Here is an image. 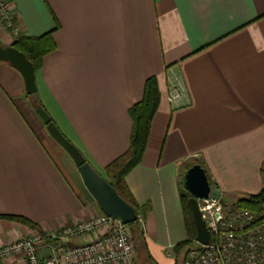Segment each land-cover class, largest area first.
<instances>
[{"label": "crops", "instance_id": "1", "mask_svg": "<svg viewBox=\"0 0 264 264\" xmlns=\"http://www.w3.org/2000/svg\"><path fill=\"white\" fill-rule=\"evenodd\" d=\"M7 3L20 33L13 36L0 19V44L49 35L54 48L35 70L33 96L103 177L127 150L129 109L155 77L158 106L142 157L125 182L138 204L149 205L137 219L156 264H177L174 246L187 236L181 200L189 197L182 184L187 168L199 164L209 186L230 200L260 193L264 0ZM174 88L180 95L170 103ZM31 97L19 72L0 61V246L101 213L71 157L56 141L62 149L55 147ZM41 250L47 254L45 246ZM0 264L25 259L16 253Z\"/></svg>", "mask_w": 264, "mask_h": 264}, {"label": "built area", "instance_id": "2", "mask_svg": "<svg viewBox=\"0 0 264 264\" xmlns=\"http://www.w3.org/2000/svg\"><path fill=\"white\" fill-rule=\"evenodd\" d=\"M0 19L13 36L20 33L12 20L7 0H0ZM180 95L176 88L166 98L170 103ZM201 218L210 233L208 244L200 245L184 264H264V208L247 210L234 200L221 203L209 193L198 200ZM217 215V216H216ZM95 236L71 242L79 235ZM128 224L99 213L66 226L60 231L34 233L0 246V260L20 253L25 264H134V248ZM45 246L47 254L41 247Z\"/></svg>", "mask_w": 264, "mask_h": 264}, {"label": "water", "instance_id": "3", "mask_svg": "<svg viewBox=\"0 0 264 264\" xmlns=\"http://www.w3.org/2000/svg\"><path fill=\"white\" fill-rule=\"evenodd\" d=\"M0 61L8 63L19 72L23 79L24 90L31 97V105L34 112L38 115L49 135L56 141L71 157L75 166L78 168L82 181L93 197L99 209L109 217L119 219L123 224H130L136 221L138 215L136 209L130 205L114 190L115 188L91 166V164L80 153L77 147L60 131L52 121L50 115L33 96L36 92L35 69L33 64L22 52L13 46H3L0 44ZM182 184L188 192V203L195 227V241L200 245L208 244L210 233L201 218L198 200L207 198L209 193L220 197L221 203L230 201L225 195H221L218 188H211L204 169L199 164H193L183 173ZM217 216V215H216ZM184 264V260L176 262ZM144 264H150L145 262Z\"/></svg>", "mask_w": 264, "mask_h": 264}, {"label": "trees", "instance_id": "4", "mask_svg": "<svg viewBox=\"0 0 264 264\" xmlns=\"http://www.w3.org/2000/svg\"><path fill=\"white\" fill-rule=\"evenodd\" d=\"M11 46L22 52V54H24L26 58L33 64L35 70L38 68L42 56L45 55L46 52H51V50L54 48V44L52 40H50L48 34H43L39 37H24V35H22L19 36ZM156 85L157 82L155 77L152 76L146 80L143 86L144 90L142 98L139 99L138 102L134 103L129 109V114L133 122L129 146L124 153L111 161L105 169L106 177L104 178L115 188L114 190H116V192L125 200V202H128L136 209V214L138 216L144 215L149 210V205L147 203L138 204L133 199L132 194L130 193L126 185L125 175L133 166H135L140 161L146 147V142L150 131L149 124L157 109L159 101V91L158 86ZM181 200L184 203L187 236L184 241L174 246V251L176 252L177 257L180 253L179 250L190 244L195 239L196 235L187 196L182 195ZM234 201L236 205L247 208V210H262L264 208V180L263 187L260 193L254 195H240L235 198ZM8 217L16 221H20L21 223L28 224L31 227H35L33 223L21 216ZM128 226L131 228L132 233L134 234L132 240L138 247L136 248L138 249V251L136 249L135 251L137 253L142 252L145 255L146 260L150 262V264H156L145 248L141 228L138 227V219H136L135 222L128 224ZM39 233H41L42 235L44 234L43 232ZM185 259L186 257H184L182 260Z\"/></svg>", "mask_w": 264, "mask_h": 264}, {"label": "rangeland", "instance_id": "5", "mask_svg": "<svg viewBox=\"0 0 264 264\" xmlns=\"http://www.w3.org/2000/svg\"><path fill=\"white\" fill-rule=\"evenodd\" d=\"M55 142V141H54ZM55 147L60 150L62 149L56 142H55ZM129 231H130V236H131V239H133L134 237V234L132 233V230L131 228L129 227ZM132 244H133V248H134V264H144L147 260L146 258L144 257V254L142 252H139L137 253L135 251L137 247V245H135L136 243H134V241L132 240ZM199 247V244L195 241H193V243L191 244H188L186 247H184L183 249L179 250L180 253L177 257V260L180 261L182 260L184 257H186V259L191 256L195 251L196 249ZM138 251V249H136Z\"/></svg>", "mask_w": 264, "mask_h": 264}]
</instances>
